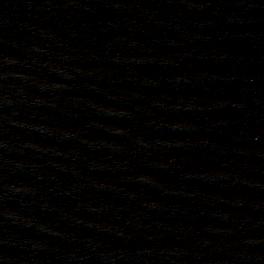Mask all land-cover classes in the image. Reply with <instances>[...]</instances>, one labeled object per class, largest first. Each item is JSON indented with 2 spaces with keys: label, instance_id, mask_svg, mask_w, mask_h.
<instances>
[{
  "label": "water",
  "instance_id": "95a60500",
  "mask_svg": "<svg viewBox=\"0 0 264 264\" xmlns=\"http://www.w3.org/2000/svg\"><path fill=\"white\" fill-rule=\"evenodd\" d=\"M0 264H264V0H0Z\"/></svg>",
  "mask_w": 264,
  "mask_h": 264
}]
</instances>
